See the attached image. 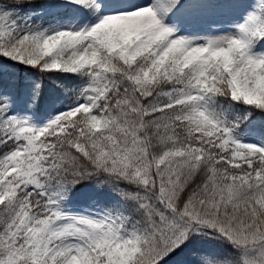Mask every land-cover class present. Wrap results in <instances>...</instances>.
<instances>
[{
  "label": "snow or ice",
  "instance_id": "obj_1",
  "mask_svg": "<svg viewBox=\"0 0 264 264\" xmlns=\"http://www.w3.org/2000/svg\"><path fill=\"white\" fill-rule=\"evenodd\" d=\"M0 264H264V0H0Z\"/></svg>",
  "mask_w": 264,
  "mask_h": 264
}]
</instances>
